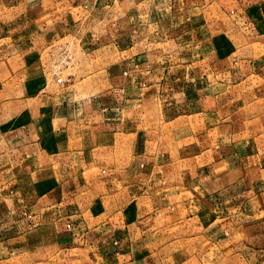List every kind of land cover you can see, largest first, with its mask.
<instances>
[{"label": "crops", "instance_id": "crops-1", "mask_svg": "<svg viewBox=\"0 0 264 264\" xmlns=\"http://www.w3.org/2000/svg\"><path fill=\"white\" fill-rule=\"evenodd\" d=\"M49 248L264 264V0H0V261Z\"/></svg>", "mask_w": 264, "mask_h": 264}, {"label": "rangeland", "instance_id": "rangeland-1", "mask_svg": "<svg viewBox=\"0 0 264 264\" xmlns=\"http://www.w3.org/2000/svg\"><path fill=\"white\" fill-rule=\"evenodd\" d=\"M57 73V72H56ZM0 264H96L94 257L78 250L33 251L30 254H15Z\"/></svg>", "mask_w": 264, "mask_h": 264}, {"label": "built area", "instance_id": "built-area-1", "mask_svg": "<svg viewBox=\"0 0 264 264\" xmlns=\"http://www.w3.org/2000/svg\"><path fill=\"white\" fill-rule=\"evenodd\" d=\"M70 79L63 80L62 78H58V82L63 84L64 82H69Z\"/></svg>", "mask_w": 264, "mask_h": 264}]
</instances>
